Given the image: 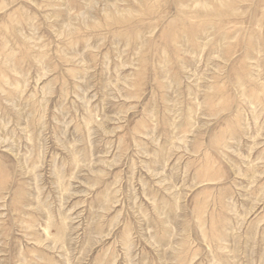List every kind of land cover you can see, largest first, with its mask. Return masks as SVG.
Wrapping results in <instances>:
<instances>
[{
	"label": "rangeland",
	"instance_id": "374dc122",
	"mask_svg": "<svg viewBox=\"0 0 264 264\" xmlns=\"http://www.w3.org/2000/svg\"><path fill=\"white\" fill-rule=\"evenodd\" d=\"M0 264H264V0H0Z\"/></svg>",
	"mask_w": 264,
	"mask_h": 264
}]
</instances>
